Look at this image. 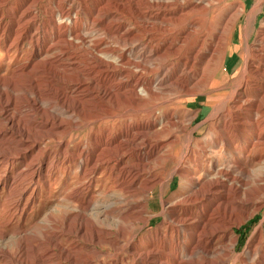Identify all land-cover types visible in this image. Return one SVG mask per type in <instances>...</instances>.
<instances>
[{"label":"bare ground","instance_id":"bare-ground-1","mask_svg":"<svg viewBox=\"0 0 264 264\" xmlns=\"http://www.w3.org/2000/svg\"><path fill=\"white\" fill-rule=\"evenodd\" d=\"M37 1L22 0L11 21L3 23V9L9 6L10 0H0L2 59H10L11 51L18 50L23 40L38 52L33 60L25 61L13 72V78L22 82L16 87L23 99L22 107L48 114L39 124L40 135L30 139L27 130L20 126L21 117L13 110L17 105L16 89L6 90L5 80L0 77V119L3 124L0 128V145L3 147L0 164L6 170L17 160L25 163L24 168H18L13 176H2L9 188H17L18 194L22 195L31 184L37 189L44 186L45 198L50 200L65 175V185L73 183V177L68 175L71 170L76 172L77 164L85 192L72 189L64 198L66 205L76 208L74 213L67 214V223L77 224L66 236L79 237L88 222L91 249H113L114 254L109 257L113 258L114 264H264L261 225L254 230L242 252L234 251L237 238L232 233L233 226L240 223L242 216L250 217L256 211V188L250 184L249 173L236 165L249 139L244 138L239 150L234 152L231 139L222 137L231 127L239 139L246 117L260 109L250 98L256 90L249 84V75L254 72L251 49H245L243 63L238 69L239 77L232 88L225 94L215 95L216 91L222 92L225 88L223 84L228 75L224 74L217 81L214 76L221 69L223 60L217 68L213 69V65L229 48L234 27V23L230 25V19L232 15L237 19L242 13L241 1L234 0V8L225 16L217 11L226 8L221 6L226 0H194L188 7L191 17L187 23L158 44L157 37L149 34L146 43L138 45L140 41L135 36L129 37L132 31L120 23L118 28L107 33L116 35L112 39L123 48L130 47V52L115 57H110L107 54L110 50L93 36L97 31L93 23L101 25L111 12L110 6L117 7L123 1L90 0L89 8L84 5L80 8L72 0H52L53 9L45 12L48 20L42 27L33 24L38 15L31 9ZM141 1L145 7L138 10V15L146 25L169 7L167 0ZM78 10L87 16L90 24L85 25V30L90 31V37L80 34L83 22L78 21ZM200 13L198 19L194 18ZM50 35V43L44 42L43 38ZM80 47L91 50L87 61L72 51ZM55 49L57 51L52 52ZM13 78L7 79L12 81ZM207 87L212 88L210 93L215 92L209 100H219L215 107V115L219 114L216 137L208 133L202 142L194 145L187 134L182 146L174 148L181 139L177 132L185 130L174 118V110L186 107L175 102L173 97L196 96ZM42 91L53 94L60 112L44 107L40 98ZM120 101L141 113L137 122L127 121L125 111L120 115L113 114L107 106L109 102L116 103L117 109ZM79 108L85 109L87 117L96 123H107L111 118L115 126L122 118L123 125L114 127L120 128L116 132L113 128L101 129L99 133L87 130L86 140L74 143L72 147L76 149L70 153L67 149L75 138L59 142V151L55 155L61 156V160L54 161L50 154L35 160L27 159V155L38 149L51 133L75 130V113ZM220 145L225 155L233 156L228 158L226 165L218 167L223 156L214 154L212 146ZM106 149H112V153L103 155ZM211 167L215 171L209 177L207 170ZM52 168H57L56 175L51 173ZM90 175L97 178L89 180ZM174 175L179 177V188L188 190L187 194L162 210L163 221L157 227L141 233L150 221L143 216L148 196L156 188L163 190ZM104 184L107 189L103 188ZM100 188L106 191L101 195L103 198L110 197L111 192L119 196L104 210L107 218L117 212L119 224L115 231L102 229L86 215ZM20 203L24 210L28 200L19 199L17 205ZM43 240L23 234L19 237L17 252L0 251V258L4 264H54L50 261L57 255L52 248L60 246L59 238L48 233L44 234ZM35 242L46 243L52 248L38 252L31 261ZM97 255L106 254L97 250ZM86 264H93V260H87Z\"/></svg>","mask_w":264,"mask_h":264},{"label":"rangeland","instance_id":"rangeland-1","mask_svg":"<svg viewBox=\"0 0 264 264\" xmlns=\"http://www.w3.org/2000/svg\"><path fill=\"white\" fill-rule=\"evenodd\" d=\"M21 1L22 0H10L9 6L4 7L3 23H9L11 21L15 10L19 7L18 4ZM72 1L77 7L82 8L83 5L87 8L90 7V0ZM121 1H123L122 4L117 5V7L113 4L110 6L111 12L101 25H99L98 22L93 23L95 25V30L97 31L93 32L95 34L93 35L92 33V35L98 37L103 43L102 46L110 50L107 53L110 57H115L121 53H126L127 55V53L130 52V47L123 48L120 46V43L112 39V37H115L116 35L107 33L118 28L120 23V25L124 24V27L132 31L131 35L129 34V37L135 36L136 40L140 41L138 45L146 43L149 34L157 37L156 44H158L166 37L169 38V35L172 32H175L177 28L180 29L182 28V25L187 23L188 19L191 17V15L188 14V7L194 0H167L169 2V7L166 10H161V15H159L154 21H151L150 24L153 25H146L144 19L138 15V10L145 7L144 2L141 0ZM240 1L243 6L242 13L237 19H235L233 15L232 19H230V25L234 23V27L232 29L231 42L230 45H228L229 48L223 58H217L213 65V69H215L223 60L221 69L215 73L214 77L217 81H220L223 75L227 74L228 79L227 82L223 84L225 88L222 92L216 91V93H214L215 95L218 93L225 94L232 88L233 83H235L239 77L238 69L243 63L242 58L245 56L246 47L252 51V68L254 72L249 75V84L256 90L254 89L255 91L253 94L251 93L250 98L255 100V106L257 105L260 109H258V112H252L246 117L247 121L242 125L239 139L237 134L232 131L231 127L227 133L222 136L223 138L231 139L234 152L239 150L241 143L244 142V138L249 139L244 151L236 160V165L238 166V169H243L249 173L250 184L256 188L257 191L254 201V209H256L254 214L246 218L245 216H242L239 218L240 223L233 226L232 233L237 238V243L234 248L236 253H240L244 250L254 230L260 225L262 226V232L264 234V182H259L261 178L264 179V0ZM233 2L234 0H226L224 4L221 5L226 8L217 11L219 15L224 14L226 16V14H230L231 12H228L232 11L234 8V6H232ZM52 3V0L37 1L31 9L33 13L38 15L37 20L34 21L33 24L38 27L46 25L48 18L45 12L47 13L48 10L53 9ZM53 13L57 15L56 10ZM71 13H73V11H71ZM200 15L201 13L195 15L194 18L200 17ZM215 17L218 19L217 15ZM176 20L179 21L176 22ZM78 21H80V23L83 22L80 28V34L90 37V31H88V29L85 30V25L90 23L85 13L82 14L80 10H78ZM212 22H214V19ZM164 29H169V31L164 32ZM51 37L52 35L49 37L45 36L43 38L44 42L50 43ZM0 45H2L1 41ZM1 48L2 47L0 46V77L5 80L3 84L5 85L4 88L6 90L16 89L17 105L13 107L14 113L21 117L20 126L27 130L31 137L30 139H37L40 135V129H38L39 124L44 121L43 119L47 118L48 114L43 113L42 115L40 113L29 111L27 107H22L24 105L22 103L23 99L16 88L21 85L22 82L19 81L17 77L13 78V72L17 67L22 66L25 61L30 59L33 60V57H35L38 52L34 51L33 46L28 45L26 40H23L20 43V48L18 50H12L9 55L10 59L5 60L2 59L4 52ZM56 51L57 50L55 49L52 52ZM72 51L76 52L78 57L80 56L79 58L82 60L84 59V61H87L90 58L87 55L91 50L87 47H80L78 50L73 49ZM7 78L13 79H11L12 81H8ZM210 89L212 88L207 87L206 89L199 91L196 96L173 97L175 102L186 107L185 109L179 107L174 110V118L179 121L185 129L183 133L177 132L176 135L181 139L174 145V148L182 146L183 137L185 138L187 134L190 135L194 145L195 143L202 142L208 133H210L211 136L216 137V123L217 119H219V114L215 115V107H217L219 100H209V97L214 94L210 93ZM40 98L44 107L53 108L54 111L57 112L61 111L60 107L56 105V99L49 91H42L40 93ZM117 105L118 108L115 109L116 103L109 102L107 104V106L113 110V114L120 115L125 111L127 121L137 122L141 117V113L131 109L126 102L120 101ZM224 106H226V104H224ZM226 110L227 106L224 111ZM87 115L85 109L79 108L75 113L77 123V128L75 130H73V128L70 132L66 129V131L61 133L57 131L51 133L49 138L44 139V141L39 144L38 149L33 150L27 155V159L29 157L35 160L41 155L44 156L50 154L54 161L57 159L61 160V156L55 155V153L59 151V142H64L71 137H74V142L71 143V146L67 149V152L70 153L76 149L72 147L74 143H79V141L84 142V140H86L88 136L87 130L92 129L99 133L101 129L113 128L112 131L116 132L120 128L116 130L114 127H120V125H123L124 119L122 118H120V122L114 126L111 118L107 119L109 121L107 123H96L95 121L90 120ZM87 123L88 126L86 127ZM0 128H3L1 119ZM15 143L16 142L14 141L13 144ZM2 148L3 147L0 145V150ZM212 151L216 155L221 154L223 156L218 167L226 165V162L229 160L228 158L233 156V154L225 155L221 145L212 146ZM110 152L112 153V149H106L103 151V155L107 156ZM24 165L25 163L23 161L17 160L14 162V165L7 167L5 170L0 164V251L7 250L11 253L17 252L18 240L23 234H26L28 238H38L43 240L44 234L53 233L59 238L60 246L52 248L46 243L40 245L39 242H35L33 244L34 249L32 250L31 261H33L35 254L43 251L47 247H51L57 256L53 258L50 263L86 264L87 260H93V264H98L99 262L101 264H114L113 258L109 257L114 254L113 249L108 247L98 248L96 250L91 249V246L88 243L89 236L91 235V227L88 222L83 226L84 229L82 230V233L79 234V237L74 238L73 235L66 236L68 232L74 231L77 224L75 222L67 223V214L74 213L76 208L72 205H66L64 203V198L72 189H80V191L85 192V185H83V183L81 184L84 180L79 179L77 164L75 166L76 172L73 173L71 170L68 175V177H73V183L69 184V182H67V185H65L64 181L67 179V175H65L61 184L52 192L50 200H46L45 198L47 192L44 186H40V188L37 189L31 184L24 194L19 195L17 188H9L7 183L3 181V175L13 176L18 168L23 169ZM207 171L209 172V177H211L214 175L215 169L211 167L208 168ZM51 173L56 175L57 168H52ZM88 178L89 180L90 178L96 179L97 176L90 175ZM200 178V180H202L203 175H201ZM10 182H13V179H10ZM179 184V177L174 175L168 180L166 185H164L163 190L156 188L148 196L147 209L143 216L148 217L150 221L148 226L143 229L141 233H144L146 229L157 227L163 221V215L161 214L162 210L167 209L170 205L179 201L187 194L188 190L180 189ZM103 188L107 189L106 184L103 185ZM103 188L99 189L97 193L99 195L95 196V199H93V203H91L90 207L87 209L86 215L89 220H92L102 229H111L115 231L119 224L117 212H114L111 217L107 218L104 215V210L119 196L111 192L108 194L110 197L103 198L101 195L106 192ZM22 198L28 200V204L24 210H21L22 203L17 205V201ZM81 199H83V196ZM135 230L136 229H133V231ZM16 232L20 233L15 234ZM3 233H5V236L2 237ZM97 250L106 255L98 256ZM118 260H121V258ZM0 264H4L1 258Z\"/></svg>","mask_w":264,"mask_h":264}]
</instances>
